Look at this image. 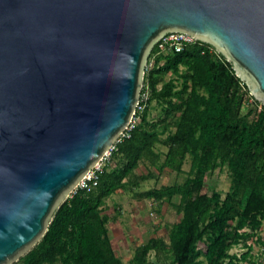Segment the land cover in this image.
Returning a JSON list of instances; mask_svg holds the SVG:
<instances>
[{
    "label": "water",
    "instance_id": "1",
    "mask_svg": "<svg viewBox=\"0 0 264 264\" xmlns=\"http://www.w3.org/2000/svg\"><path fill=\"white\" fill-rule=\"evenodd\" d=\"M211 45L264 107V0H0V264L127 130L153 46Z\"/></svg>",
    "mask_w": 264,
    "mask_h": 264
},
{
    "label": "trees",
    "instance_id": "2",
    "mask_svg": "<svg viewBox=\"0 0 264 264\" xmlns=\"http://www.w3.org/2000/svg\"><path fill=\"white\" fill-rule=\"evenodd\" d=\"M174 77L160 84L166 74ZM160 84V87L158 85ZM147 93V100L142 96ZM156 101L164 116L148 118L147 103ZM136 124L114 143L101 161L96 178L78 186L55 211L43 238L13 264H122L108 236L104 201L119 189L143 162L156 167L160 154L155 146L168 126L175 130L165 140L162 165L181 172L190 157L189 175L181 185L137 192L141 199L160 200L180 196L182 217L169 234L168 243L150 238L140 245L130 264L149 262L169 253L171 264H239L231 249L257 238L264 221V107L236 76L232 64L211 45L196 41L175 52L157 42L147 59ZM167 122V120H169ZM162 130L159 132L158 130ZM226 165L231 186L203 193L205 177ZM138 187L153 174L136 176ZM258 239V238H257ZM203 244L200 249L199 245Z\"/></svg>",
    "mask_w": 264,
    "mask_h": 264
},
{
    "label": "rangeland",
    "instance_id": "3",
    "mask_svg": "<svg viewBox=\"0 0 264 264\" xmlns=\"http://www.w3.org/2000/svg\"><path fill=\"white\" fill-rule=\"evenodd\" d=\"M173 77L170 73L164 75L160 84L166 83ZM160 84L158 87H160ZM145 95L148 96L147 93ZM147 107L148 118L151 122H156L159 118H163L164 112L159 103L153 101L149 105L147 103ZM133 122L136 124L138 119H134ZM161 130L162 128L158 131L160 132ZM174 130V126L170 125L159 134L161 143L156 144L154 148L155 152L160 154V161L156 167H150L148 164L141 162L129 178L125 180L126 187L112 194L104 201L101 207L102 214L107 217V229H111L110 236L115 249L113 251L122 264H130L137 247L147 243L152 237L161 238L168 243L170 232L182 217L179 195H174L170 199L163 198L160 200H141L136 196L137 192L140 191L181 185L188 177L191 164L189 156L186 157L181 172L173 171L168 167L159 169L167 151L165 140ZM148 174H153L155 178L143 181L138 187L129 184L134 182L136 176ZM230 186L231 178L227 166L219 165L205 177L203 193L210 195L213 192H220L223 198L229 191ZM257 238L248 240L247 244L250 247H245L243 243H240L231 249L230 254L236 255L237 258L241 257L242 254L246 255V259H240L239 264H264V221H262ZM199 248L202 249L203 244H200ZM147 259L149 262L171 264L169 253H164L157 257L153 251H150ZM199 260L204 264L202 257Z\"/></svg>",
    "mask_w": 264,
    "mask_h": 264
},
{
    "label": "built area",
    "instance_id": "4",
    "mask_svg": "<svg viewBox=\"0 0 264 264\" xmlns=\"http://www.w3.org/2000/svg\"><path fill=\"white\" fill-rule=\"evenodd\" d=\"M196 41L197 40H195L193 37H191L190 35H188L186 33L174 32V33H168V34L164 35L161 39H159L158 42L161 43V48L163 50L172 49L175 52H179V51H181L184 48V46H186L188 44H192V43H194ZM144 95L142 96V100L146 101L147 100V96L146 95L144 96ZM139 102H140V98H139ZM139 102H138L136 108H139V110H142L144 108V105H139ZM133 124H134V122H133V119H132V121L129 124L127 129L131 128L133 126ZM107 155H109V153H107ZM107 155L105 157H107ZM100 169H101V162L98 165H96L93 169H91V171L81 181L79 186L80 187H85L87 185V181L95 179L96 178L95 171L100 170Z\"/></svg>",
    "mask_w": 264,
    "mask_h": 264
},
{
    "label": "crops",
    "instance_id": "5",
    "mask_svg": "<svg viewBox=\"0 0 264 264\" xmlns=\"http://www.w3.org/2000/svg\"><path fill=\"white\" fill-rule=\"evenodd\" d=\"M110 230H111V229L109 228V229H108V234H109L108 236H109V239H110V243H111V245H112V249L115 250L114 247H113V240H112V238H111V236H110Z\"/></svg>",
    "mask_w": 264,
    "mask_h": 264
}]
</instances>
